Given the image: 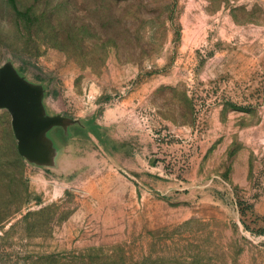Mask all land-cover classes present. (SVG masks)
I'll return each mask as SVG.
<instances>
[{"label":"rangeland","instance_id":"1","mask_svg":"<svg viewBox=\"0 0 264 264\" xmlns=\"http://www.w3.org/2000/svg\"><path fill=\"white\" fill-rule=\"evenodd\" d=\"M8 61L80 122L0 109V264H264V0H0Z\"/></svg>","mask_w":264,"mask_h":264},{"label":"water","instance_id":"2","mask_svg":"<svg viewBox=\"0 0 264 264\" xmlns=\"http://www.w3.org/2000/svg\"><path fill=\"white\" fill-rule=\"evenodd\" d=\"M43 95V86L28 81L12 62L0 66V109L6 108L11 115L19 153L30 162L50 165L59 149L52 148L44 132L54 125H74L80 120L47 114Z\"/></svg>","mask_w":264,"mask_h":264}]
</instances>
